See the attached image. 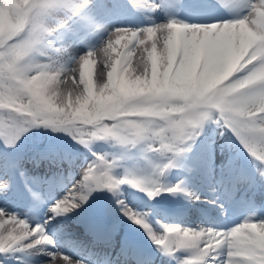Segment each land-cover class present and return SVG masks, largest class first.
<instances>
[{"label": "snow or ice", "instance_id": "6c2138e0", "mask_svg": "<svg viewBox=\"0 0 264 264\" xmlns=\"http://www.w3.org/2000/svg\"><path fill=\"white\" fill-rule=\"evenodd\" d=\"M89 3L0 0V110L5 113L0 116V128L44 124L71 133L85 145L106 139L132 144L151 141L155 151L180 154L188 150L190 145H184L201 134L206 122H214L230 130L264 162V0H254L248 4V14L234 20L190 25L173 19L142 29H114L104 46L78 60L86 68L95 53L102 55L104 67L110 70L99 95L93 94L83 71L77 80L75 68L59 69L32 61L34 55H43L40 46L54 31L47 25L48 18L54 12L78 15ZM130 3L141 4L138 0ZM156 33L163 37L161 55H156L158 41L152 42L150 50L144 49L150 72L144 63L139 75L129 77L130 61L126 60L123 69L120 60L108 62L114 45L126 36L132 38L127 49L132 52L138 44H146L145 34L151 39ZM69 78L74 86H83L75 101L78 106L73 107L71 99L56 106L57 89ZM98 160L85 170L73 191L53 205L52 212L67 215L86 204L93 192H116L124 183L153 199L164 191L175 194L182 190L179 185L157 186L149 178H117L111 162L102 157ZM10 188V180L0 175L3 194ZM122 210L166 254L190 253L184 264H264V219L258 223L245 220L228 229L166 225L163 232H157L144 214L131 208ZM0 229V253L54 245L43 225L33 227L3 209ZM51 255L52 264H83L63 254Z\"/></svg>", "mask_w": 264, "mask_h": 264}, {"label": "rangeland", "instance_id": "374dc122", "mask_svg": "<svg viewBox=\"0 0 264 264\" xmlns=\"http://www.w3.org/2000/svg\"><path fill=\"white\" fill-rule=\"evenodd\" d=\"M94 1L91 2L90 0V7H89V13L93 16V20L91 22V25L89 27L88 31H79L75 34V36H70V33L72 32V28H70L68 31L66 30H60L57 32V37H55L54 42H52V47L49 50L44 51V61L47 64L52 65L53 67L59 68V69H67L71 70L73 68L76 69V78L78 80L80 71H83L85 74L86 79V72H89L92 76V83L94 88V95H99V89L102 87V81L106 82L107 79V71L110 70L108 68L104 67V59L100 53H95L92 58H90V63L86 68L82 67V63L79 62V58L86 55L89 51H96L100 49L102 46L105 45L106 41L108 40L111 33L116 28H128V29H142L149 26H152L153 24L158 23H165L169 22L173 19L176 20L174 17L175 14H181V6L184 3V0H138L139 3L136 5V8L138 10V15L135 16V20L131 18V16L125 11V9H118L114 8L111 4V0H102L103 4H94ZM254 0H245L242 2H236L231 3L227 2L225 5H223L220 8L206 11H199L197 15H189L190 20L187 21V24H211V23H217L221 21H228L229 18L231 20L241 18L243 16H246L249 12L248 4L253 3ZM251 26V25H250ZM58 35L60 36L58 38ZM146 39V44L140 45L138 44L134 51L128 52V45L131 41V36L128 35L125 37L124 40H121L118 45H114V50L109 53V63H115V61L118 59V57L122 54H126V60L130 61L127 66V74L129 77H134L135 75H139L143 70V64L147 63L149 72L151 68V62L147 61V53L144 51V49L147 47L149 50L151 48V44L153 41H158L157 43V57L161 55L162 52V46H163V37L160 36V33H156L153 35L151 39H147V34L143 37ZM143 56V61L141 60V57ZM39 59H36V63L33 61L34 64H44L43 59L38 55ZM78 61V62H77ZM77 62V63H76ZM158 60V65H159ZM87 80V79H86ZM82 85H73V82L71 78H69L68 82L65 85H61L57 89V96L55 98V104L56 106H63V102H67L69 99H71L73 103V107H77L78 104L75 103L77 96L81 94V88ZM35 136V133H33L32 137ZM8 136H6L7 138ZM32 137H28L29 139H32ZM4 142V138L0 137V168L6 169V171L0 172V175L5 176L6 178H11V188L7 195L3 194V191L0 190V209H3L6 213L12 214L15 213L19 216L20 219H23L27 221L29 224H31L33 227L36 225H43L47 235L48 234V224H42V219H46L48 221L52 220L54 223H64L67 221L70 224V230L66 231L64 234H67L69 231H73L76 229V225L72 222H78L80 225L83 223H89V226L94 229H99L100 226L93 222V218L90 215L89 219L83 218L85 213V206L87 209H90L91 204L94 202L92 200H88L86 204H84L81 208L77 209L74 212H71L67 215H61L56 214L52 212V207L54 204L48 205V203L44 202L43 205H41L39 208L40 210L34 213H27L25 211L24 206L21 204L19 200V194L16 190L15 183H14V166L10 163L11 153L9 149H2V144ZM150 141H147V143ZM32 154V152L30 153ZM149 153L145 154L143 153L142 156L138 160V165L134 171H131L128 175L129 178L131 177H140V178H149L151 180L158 182V178L160 177V172L158 170L152 171V172H144L142 171L147 169V166L153 165V157L148 155ZM48 156L45 157L47 159ZM23 156H20L19 159H23ZM104 158L107 161H113L111 159L110 155H104ZM18 161V158L15 159L13 162L16 164ZM36 164H40L38 160L35 161ZM56 164L57 161H54ZM156 161H154V164ZM94 164V161L92 158H89L84 155H75L73 159H71L70 164L64 163V166H57L48 164L46 166V172H49L51 169H56L57 171H63L65 174V177L62 179L61 183H56L57 185H54V180L57 179V176H50L49 178V188L54 189L57 191L56 201L63 200L66 196L69 195L71 191H73L74 186L78 185L82 179L85 170ZM118 164V163H117ZM237 161L235 159L234 162L230 163L223 162L219 163V172H222V176L226 173H229L232 171V169L236 166ZM119 164L117 165V168ZM68 170H73V176L75 175L74 179L70 181L69 183H66V180L69 178V172ZM38 174L40 176V181L43 183L45 180L44 176L41 177V175L36 171L33 170L31 173H25L22 175L23 182L25 184L27 183H33L34 176ZM221 176H219L220 178ZM72 184V185H71ZM62 186H65V189L62 190ZM71 187L70 191L67 189ZM180 195L177 194L175 200H179ZM123 203L121 204L120 208L121 210L123 208H128V202H125V199L122 198ZM38 209V208H35ZM50 209V210H48ZM48 210V211H47ZM123 212V210H122ZM124 213V212H123ZM50 214H53V216H50ZM87 216H89V211L87 212ZM127 217V216H126ZM7 219V217H5ZM127 220L131 222V220L127 217ZM37 222V223H36ZM5 227H9V225H5ZM68 228V227H67ZM0 231H3V229H0ZM70 234V233H69ZM74 233L69 235L68 238H74ZM122 238V237H121ZM89 240V239H88ZM54 245H58V240L53 239ZM65 250H68V247H65ZM53 251L48 249L47 245L40 246L38 248L33 249H22L19 250L18 253H10L12 255L13 259H15L14 264H38L36 255L43 256V261L39 264H52L53 257H52ZM58 253V252H57ZM36 254V255H35ZM60 254V253H58ZM67 257H70L73 261H81L80 258L74 259L70 255H66ZM83 262V261H82ZM84 263V262H83Z\"/></svg>", "mask_w": 264, "mask_h": 264}, {"label": "trees", "instance_id": "16d2710c", "mask_svg": "<svg viewBox=\"0 0 264 264\" xmlns=\"http://www.w3.org/2000/svg\"><path fill=\"white\" fill-rule=\"evenodd\" d=\"M49 19V18H48ZM2 112V110H0V113ZM4 115V114H3ZM1 122H3V121H1ZM30 125V124H29ZM43 125V127H44V129H45V132H46V134L51 138V137H53L55 134H54V132H53V130L51 129V126H47V125H44V124H42ZM30 126H34V125H30ZM196 139V138H195ZM191 142V141H190ZM187 152V151H186Z\"/></svg>", "mask_w": 264, "mask_h": 264}, {"label": "bare ground", "instance_id": "6f19581e", "mask_svg": "<svg viewBox=\"0 0 264 264\" xmlns=\"http://www.w3.org/2000/svg\"><path fill=\"white\" fill-rule=\"evenodd\" d=\"M161 36V35H160ZM65 229H68L67 227H64ZM61 248H62V246H60ZM60 252H63V254H65L66 252L65 251H62V249L60 250V251H58V253H60ZM54 253H57V252H54ZM57 253V254H58Z\"/></svg>", "mask_w": 264, "mask_h": 264}]
</instances>
